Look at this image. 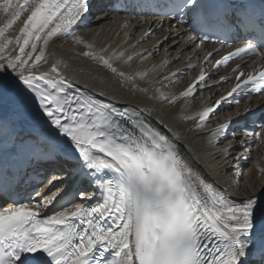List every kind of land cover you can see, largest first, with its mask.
<instances>
[{"label":"snow or ice","instance_id":"snow-or-ice-1","mask_svg":"<svg viewBox=\"0 0 264 264\" xmlns=\"http://www.w3.org/2000/svg\"><path fill=\"white\" fill-rule=\"evenodd\" d=\"M92 6L93 0H0V264H264V196L230 198L184 159L178 138L149 121L145 108L117 106L111 97L82 90L59 62L42 69L50 45L70 36L85 49L79 55L122 87L139 90L136 80L147 73L129 74L115 64L146 57L97 49L76 33ZM104 7L128 10L122 0L101 2L97 10ZM134 10L188 25L189 46L220 40L203 63H211L223 43L241 42L212 63L218 72L246 57L232 69L231 89L198 112L196 128L210 123L237 92L264 91V0H136ZM246 65L251 69L242 70ZM229 78L209 84L211 74L201 68L179 97ZM232 122L212 129L210 143H219ZM63 173L76 182L71 193ZM56 184L62 186L48 196ZM77 198L81 202L73 204Z\"/></svg>","mask_w":264,"mask_h":264},{"label":"bare ground","instance_id":"bare-ground-1","mask_svg":"<svg viewBox=\"0 0 264 264\" xmlns=\"http://www.w3.org/2000/svg\"><path fill=\"white\" fill-rule=\"evenodd\" d=\"M94 8L95 3L92 6L93 10ZM103 16L101 20L93 19V25L88 28H81L82 21L75 31L92 42L97 49L107 46L109 51L123 50L129 55L140 53L146 57L141 60L140 55H134L128 64L120 62L115 64L118 69L129 74L147 73L142 79L136 80L139 90L133 89L130 85L122 87L111 73L79 55L85 49L73 44L70 36H62L50 45L49 64L43 65L42 69L49 71L52 62H59L62 74L82 90L96 95L97 98L107 100L111 97V102L117 106L131 104L145 108L144 115L149 121L165 133L178 138L184 159L206 180L221 189H226L230 198L239 201L249 194L264 196L261 192L264 174L256 167L257 164L264 167V119L260 124V138L254 135L256 131L253 133L246 131L237 135L236 139L218 138L219 143H210L213 139L211 130L219 123H224L251 108L246 102L230 99L211 117L210 123L203 128L195 127L198 112L233 85L235 79L229 70L239 61L227 64L217 72L212 69V63L220 55H216L211 63H203V57L207 54L206 50L210 49V45L199 49L195 44L189 46L187 41L190 34H185L180 24L173 28L169 21L162 23L161 20L153 19L141 22L137 19ZM3 19V14L0 13V21ZM18 27L17 24L16 28ZM181 31L183 34L178 35L177 33ZM145 33L149 35L142 38ZM164 37H167L166 41ZM201 68L210 72L209 84L212 81H219L220 76L230 78L217 87L198 91L193 97H179V93L195 79ZM172 73L177 74L173 76ZM157 89L168 95L169 100L173 96L177 99L174 102L163 100L159 98ZM100 93L104 95L101 96ZM260 97L261 95L257 93L251 95L255 100ZM231 128L232 124L229 129ZM241 140H246L244 147H241ZM229 144L232 147L228 155H225L223 150ZM47 183L48 181L44 185Z\"/></svg>","mask_w":264,"mask_h":264},{"label":"rangeland","instance_id":"rangeland-1","mask_svg":"<svg viewBox=\"0 0 264 264\" xmlns=\"http://www.w3.org/2000/svg\"><path fill=\"white\" fill-rule=\"evenodd\" d=\"M231 110V109H230Z\"/></svg>","mask_w":264,"mask_h":264}]
</instances>
